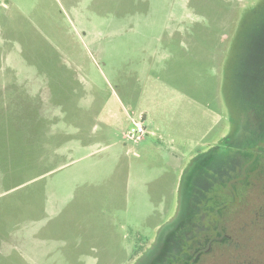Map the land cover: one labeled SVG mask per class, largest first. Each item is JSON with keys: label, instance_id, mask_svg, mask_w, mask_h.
<instances>
[{"label": "rangeland", "instance_id": "obj_1", "mask_svg": "<svg viewBox=\"0 0 264 264\" xmlns=\"http://www.w3.org/2000/svg\"><path fill=\"white\" fill-rule=\"evenodd\" d=\"M263 148L264 0H0V264H144Z\"/></svg>", "mask_w": 264, "mask_h": 264}, {"label": "flooded vegetation", "instance_id": "obj_2", "mask_svg": "<svg viewBox=\"0 0 264 264\" xmlns=\"http://www.w3.org/2000/svg\"><path fill=\"white\" fill-rule=\"evenodd\" d=\"M254 158L256 160H251L253 169L251 166L245 169V164L238 161V173L230 177L227 188L211 197V209L203 215L207 218L205 233L195 235L197 229H184L189 221L186 220V226H181L184 222L182 219L181 223L157 238L152 248L154 250L147 252L149 259L144 264H223L224 256H228L225 259L233 257L241 264L240 259L245 260V257L251 256L247 252L249 241L243 242L239 235L243 229L245 232L247 230L244 219L247 209L249 220L264 229V212L256 205L251 207L253 198L261 200L260 195L264 189V173L255 167L262 163L264 148ZM221 194L226 196L227 201H220ZM188 230H191L192 235L189 236Z\"/></svg>", "mask_w": 264, "mask_h": 264}, {"label": "built area", "instance_id": "obj_3", "mask_svg": "<svg viewBox=\"0 0 264 264\" xmlns=\"http://www.w3.org/2000/svg\"><path fill=\"white\" fill-rule=\"evenodd\" d=\"M146 133H147V131H146L145 126L141 122L135 121L129 134L132 137L135 136V137L141 139L145 136Z\"/></svg>", "mask_w": 264, "mask_h": 264}]
</instances>
